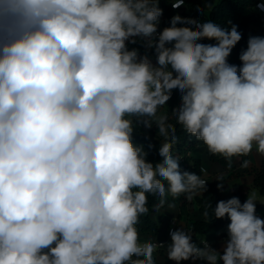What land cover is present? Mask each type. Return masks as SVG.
<instances>
[{
	"label": "clouds",
	"instance_id": "obj_1",
	"mask_svg": "<svg viewBox=\"0 0 264 264\" xmlns=\"http://www.w3.org/2000/svg\"><path fill=\"white\" fill-rule=\"evenodd\" d=\"M159 3L0 0V264H155L165 245L141 243L136 227L148 196L159 197L158 212L168 195L191 201L207 190L181 170L176 127L158 114L173 90L176 124L210 154L229 167L254 146L264 156V36H250L241 65L230 64L236 25L175 15L158 31ZM140 123L164 138L158 162L133 143ZM208 207L230 220L222 254L182 228L170 232L168 260L264 264L255 195Z\"/></svg>",
	"mask_w": 264,
	"mask_h": 264
},
{
	"label": "trees",
	"instance_id": "obj_2",
	"mask_svg": "<svg viewBox=\"0 0 264 264\" xmlns=\"http://www.w3.org/2000/svg\"><path fill=\"white\" fill-rule=\"evenodd\" d=\"M172 0H160L159 7L163 10V14L160 19L164 18L169 21V24L165 27L170 26L171 18L175 15H180L182 18L195 19L199 22L212 21L221 26L222 28L231 27L228 21H231L233 25L237 26V30L241 33L242 39L233 48L228 62L237 66L241 65L239 59L242 50L247 48V41L250 36H256L253 31L249 29V24L257 20L254 5L257 0H218L214 3L209 10L205 13L200 9L199 0H185V7L183 11H176L171 7ZM199 9V11H198ZM182 25L180 23L177 26ZM195 28V26H194ZM264 31V28H262ZM260 36H264V33H260ZM202 43L215 44L214 40H202ZM133 47H138L140 49V54L145 53V48L141 47L139 44L131 45L129 44V49ZM154 53V50H148V55ZM180 103V93L177 90H173L172 98L167 102L164 108L163 114L168 115L169 123H172L176 127L177 143L173 146L172 152L174 156L181 157L179 165L181 170L188 171L200 175L202 179L207 181V190L204 193L196 195L191 201L185 199L184 195L176 198L175 200L171 195L167 196V203H177L181 206L187 207L189 210H200L202 212L209 211L210 220L206 221L204 216L202 219H189L185 231L191 233L193 241L197 239V234L204 233L209 229H219L225 222L229 219L227 217L222 219H215L212 217V208L208 205H212L214 208L216 203L220 200H228L232 197L239 198L241 204H243L249 195L250 187L245 186L241 183H235L231 189V195L226 197L223 195L221 190L217 189V176H203L205 167L202 164V159L200 156L195 154L197 145H203L207 157L211 162H216L220 164L223 168H226L228 172L223 175V182L232 176H239L241 173L234 171L237 166L236 161H244L245 156L233 157L231 161V167H229V161L225 158L212 155L208 152L207 147L201 142L196 140L194 136L188 134L181 125L176 124L175 118L172 115V109L177 107ZM155 127V125H153ZM155 133L153 135H148L142 131L134 130L133 133V143L137 146H142L144 150L148 153V160L150 162H158L162 158L158 154L159 147L161 143L164 142V138L158 135V130L155 127ZM151 146V147H150ZM249 174L253 176L252 187L256 188L262 195H264V159H262L258 164H253L249 167ZM165 187L167 188V182H165ZM159 203V197L149 195L148 196V208L149 212L146 215L140 217L139 223L136 225L138 232L141 233H153L157 234L160 232L161 228L157 221L152 218V215L157 212L154 210V205ZM165 204V205H166ZM164 205V206H165ZM161 209V208H160ZM256 214L264 216V202H256ZM212 220V221H211ZM155 261V260H154ZM155 264H160L155 261ZM186 264H207V263H197L190 261ZM222 264V261L219 262Z\"/></svg>",
	"mask_w": 264,
	"mask_h": 264
},
{
	"label": "crops",
	"instance_id": "obj_3",
	"mask_svg": "<svg viewBox=\"0 0 264 264\" xmlns=\"http://www.w3.org/2000/svg\"><path fill=\"white\" fill-rule=\"evenodd\" d=\"M264 1V0H262ZM200 2V9L207 13L211 9L212 5L218 0H199ZM257 20L254 22H251L249 24V29L251 31L259 30V26L264 24V13H258L255 11ZM167 24H169V21H167ZM182 26H188V27H193V25H187V24H182L179 25L178 27ZM161 27H158V29ZM262 33L264 31L261 30ZM151 62L153 64L156 63L155 60V53H152L151 55H148ZM178 91V90H177ZM165 106L161 107L159 109L158 114H163ZM134 129L142 131L148 135H153L155 133L154 129L155 127L152 126L151 128H146L142 123L140 124H134ZM195 154L200 156L202 159V164L205 167V171L203 172V176L208 177V176H223L225 175L228 170L226 168H223L220 164L216 162H211L209 158L206 155L205 148L203 145H197ZM262 159H264V156L260 155L257 153L255 146L253 147L252 152L245 156L244 160L250 161L249 167L253 164H258ZM243 161L237 160V166L234 169V171H237L241 173L239 176H232L227 178L224 181V190L223 195L228 197L231 195V189L233 184L235 183H241L245 186L250 187L249 189V196L250 195H255L256 197V202H264V195H262L256 188L252 187V181H253V176L249 174L247 171L249 167L243 168L241 167ZM173 203V202H172ZM171 204V203H168ZM168 204L163 206L158 212H155L152 215V218L157 221L160 225V232L157 234L153 233H139L140 237V242H152V241H162L164 247L157 248L156 251L154 252V260L160 264H176L175 261L168 260L167 256V245L171 243V236L168 235V227L171 225L174 226L175 230L177 229H185L188 223L189 219H202L203 218V212L200 210H189L187 207L181 206L177 203L175 204V207L169 208ZM259 218L264 219V216L256 214ZM173 222V224H172ZM230 223V220L224 223V225L219 228V229H209L204 233L197 234V239L193 242L197 243L198 246H203L201 244V241H207L209 245L217 250L220 251L222 254V248H223V243L224 241L228 238V233H227V226ZM202 235V236H201ZM206 236V238H205ZM135 258V257H134ZM143 259V257H141ZM192 260H187V261H181L180 264H186L189 263ZM192 262H197V263H207L206 261H201V260H196Z\"/></svg>",
	"mask_w": 264,
	"mask_h": 264
},
{
	"label": "built area",
	"instance_id": "obj_4",
	"mask_svg": "<svg viewBox=\"0 0 264 264\" xmlns=\"http://www.w3.org/2000/svg\"><path fill=\"white\" fill-rule=\"evenodd\" d=\"M172 2V1H171ZM184 7H185V3H184V5L183 6H181L180 8H178V9H174V10H176V11H183L184 10ZM254 9H255V11H257L258 13H264V1H262V0H257L256 1V3H255V5H254ZM199 22V21H198ZM160 30H162L161 28H159L158 29V31H160ZM172 224H173V222H172ZM175 230V228H174V226L173 225H171L170 227H168V235H170V232L171 231H174ZM153 243H158V244H163V242L162 241H152Z\"/></svg>",
	"mask_w": 264,
	"mask_h": 264
},
{
	"label": "rangeland",
	"instance_id": "obj_5",
	"mask_svg": "<svg viewBox=\"0 0 264 264\" xmlns=\"http://www.w3.org/2000/svg\"><path fill=\"white\" fill-rule=\"evenodd\" d=\"M166 24H167L166 20L164 18H162V19H160V24H159L158 27H161V29H163L166 26ZM262 28H264V24L261 23V25L259 26V30H255V31H253V33L256 36H260V33H261ZM205 238H206V236H205Z\"/></svg>",
	"mask_w": 264,
	"mask_h": 264
}]
</instances>
